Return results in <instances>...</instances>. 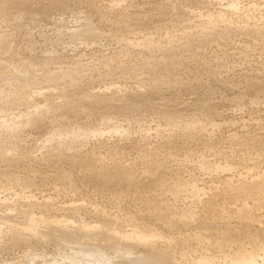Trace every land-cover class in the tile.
Masks as SVG:
<instances>
[{"label": "rangeland", "instance_id": "1", "mask_svg": "<svg viewBox=\"0 0 264 264\" xmlns=\"http://www.w3.org/2000/svg\"><path fill=\"white\" fill-rule=\"evenodd\" d=\"M251 5L264 12V0H0V125L12 126H0V264H146L123 251L121 235L129 246L135 234H249L264 248V35L153 42L194 33L207 16L242 26ZM84 19L96 37L76 33ZM63 72L76 82L52 79ZM164 76L178 85L153 89ZM67 130L74 141L61 140ZM113 163L137 183L111 182ZM32 218L44 231L34 238Z\"/></svg>", "mask_w": 264, "mask_h": 264}, {"label": "bare ground", "instance_id": "2", "mask_svg": "<svg viewBox=\"0 0 264 264\" xmlns=\"http://www.w3.org/2000/svg\"><path fill=\"white\" fill-rule=\"evenodd\" d=\"M48 3L50 5H54L57 4L59 2V0H47ZM92 4V3H91ZM90 4V5H91ZM104 5V4H103ZM111 5V4H110ZM116 5V4H115ZM107 6V5H106ZM118 6V4L116 5ZM92 7H95L94 5ZM100 7V6H99ZM96 6V8H99ZM111 7H114L111 5ZM227 7V6H226ZM238 7V6H237ZM235 5H229L228 6V12L231 14H235V15H239L238 12V8ZM102 8V7H101ZM108 8V7H107ZM117 9H119L120 7H116ZM116 8L114 7V9L116 10ZM103 9V8H102ZM105 9V8H104ZM110 9V8H109ZM244 9V8H243ZM97 10V9H96ZM100 11V9H99ZM107 11V10H106ZM98 12V11H97ZM112 12V11H111ZM127 12V11H126ZM224 12V11H223ZM263 11H261V9H259L256 6H249L248 8L245 9V15L247 16V18H245L246 20L241 24L242 26H234V24L232 25V22L227 19L224 15L219 14L215 17H211V16H207L206 19L203 22V27L194 32V33H190V32H182L180 34H176V35H167L164 37V39L162 41H153L152 39H148L147 43L152 41L156 44H152V46L154 45V47L158 48L157 50H166V49H171L174 48L176 46H184L189 47L191 46L194 42H203L205 40V38H208L210 36L213 35H222L225 34L226 36L229 34L230 31L236 30V31H247V32H252V33H256V34H263L264 35V12L261 13ZM242 13V12H240ZM254 13H258L259 17H258V23L255 22L253 23L254 25L251 27H248L250 25H247L246 23H248L247 21L249 20L248 18H251L250 16H252V14ZM100 14V13H99ZM103 15V14H102ZM126 15V14H125ZM231 15V16H233ZM244 15V13L242 14ZM230 16V17H231ZM256 16V15H255ZM108 17V15H107ZM243 17V16H242ZM254 17V16H253ZM233 19V18H232ZM253 19V18H252ZM256 19V18H255ZM257 20V19H256ZM252 21V20H251ZM237 23V22H236ZM115 24V23H114ZM240 24V23H239ZM113 25V24H112ZM200 25V24H199ZM238 25V24H237ZM76 33L78 34H88L90 36L96 37V35L94 34V30H93V26L91 24V22L88 19H84L82 27L80 29L76 30ZM75 35V32H72L71 37L74 36H78ZM95 35V36H94ZM224 35V36H225ZM245 35V34H244ZM98 36V35H97ZM217 37V36H216ZM91 38V37H90ZM146 38V37H145ZM151 38V37H150ZM182 41V44L180 43V41ZM127 42V41H126ZM146 42V41H145ZM138 44V43H136ZM135 44V45H136ZM246 44V43H244ZM129 45V43H128ZM159 45V46H158ZM134 46V45H133ZM150 46V47H152ZM128 47V46H127ZM149 47V48H150ZM139 48V47H138ZM244 51V53L248 54V52L251 50V47L249 45H242L241 47ZM152 49V48H151ZM156 50V49H155ZM154 58V57H153ZM141 63L143 64H147V60L146 59H139ZM139 62V61H138ZM150 62V61H149ZM156 63V62H155ZM164 63V62H163ZM142 64V65H143ZM149 64V63H148ZM149 66V65H148ZM211 66V65H210ZM215 66V64H214ZM213 66V67H214ZM215 69V68H213ZM218 70V69H217ZM219 72V71H218ZM13 75V74H12ZM73 74L70 73H55L52 76L53 80H56L58 77L62 76L64 79L66 78V83L69 84V86H71V84L73 83V81H75L74 79H76V77L73 79ZM59 79V78H58ZM63 79V80H64ZM76 82V81H75ZM167 83L170 86H176L179 83V80H174L172 82H170L168 80L167 77H162L160 78L159 81L156 82H152L151 87L157 88L160 84H164ZM159 84V85H158ZM75 85V84H74ZM67 87V86H66ZM160 87V86H159ZM158 87V88H159ZM70 89V88H69ZM152 89V90H153ZM28 100V99H27ZM38 108V106H37ZM69 109L73 110V111H77L78 110V105L75 103H70L69 104ZM37 110V109H36ZM35 110V111H36ZM34 112V111H33ZM51 113L50 110H48V114ZM40 114V113H39ZM43 114V113H41ZM42 116V115H41ZM41 118V117H40ZM39 118V119H40ZM3 123V122H2ZM8 124V123H7ZM1 124V129L3 128L4 130L6 129H11V127L9 126V124ZM182 127H180V130L184 133L186 132H190L189 130H191L190 126L192 127L193 125H190L188 123H182ZM190 125V126H189ZM197 125V124H196ZM178 129L179 127L176 126ZM193 128V127H192ZM195 128V127H194ZM193 128V129H194ZM201 128V127H200ZM199 128V129H200ZM192 129V130H193ZM5 130V131H6ZM179 130V131H180ZM191 130V131H192ZM196 130V128H195ZM194 131V130H193ZM192 131V132H193ZM200 133L202 131H197L196 133ZM2 133V132H1ZM0 133V135H1ZM195 133V131H194ZM191 134V132L189 133V135ZM188 135V134H187ZM199 135V134H198ZM75 137H77L75 132H70L69 130L66 131L65 136L62 137L63 141L67 140V141H74ZM66 142V141H65ZM86 157V156H85ZM84 157V159H85ZM12 158V157H11ZM93 158V157H92ZM98 158V157H97ZM105 158V157H104ZM87 159V158H86ZM95 159V158H94ZM101 159V158H100ZM91 160V159H90ZM77 162V161H76ZM74 162V163H76ZM82 162V161H81ZM91 162V161H90ZM113 162V161H112ZM80 163V162H79ZM78 163V164H79ZM84 163L83 165H85V161L82 162ZM80 163V167L81 164ZM100 164V163H99ZM82 165V167H83ZM102 165V164H101ZM204 165H200L201 168H205L203 167ZM85 167V166H84ZM92 167V166H91ZM95 167V166H94ZM124 167V166H123ZM123 167H121V164L119 163H113V165L111 166V170L115 171V174L111 173L112 175H109L110 178L113 177V181L110 180L111 182H116V183H124L125 185H127L128 187L133 186L137 183V178L136 176L128 173L129 169L127 170L128 172L126 173V171L123 173H126V175L124 176V178L122 179L121 182V175L119 174L121 173V169L123 170ZM89 168V167H88ZM87 168V169H88ZM103 168V166H102ZM126 168V166H125ZM129 168V167H128ZM94 170V169H92ZM103 170V169H101ZM131 170V169H130ZM100 171V170H99ZM104 171L107 172V170L105 169ZM132 171V170H131ZM130 171V172H131ZM88 172V171H87ZM93 172V171H92ZM106 172H103L102 178L104 177V174ZM117 172V174H116ZM91 172H89L90 174ZM95 173V172H94ZM93 174V173H92ZM97 174V173H96ZM95 174V176H96ZM91 175V174H90ZM100 175V176H101ZM106 175V174H105ZM108 176V175H107ZM112 176V177H111ZM93 177V175L91 176ZM246 177V176H245ZM94 178V177H93ZM101 178V179H102ZM107 178V177H106ZM109 178V177H108ZM109 178V179H110ZM249 178V177H248ZM96 179V178H94ZM98 179V177H97ZM96 179V180H97ZM99 180V179H98ZM106 180V179H105ZM108 180V179H107ZM106 180V183H107ZM244 180V179H243ZM253 180V179H252ZM100 183H102V181H104V179L99 180ZM110 181H108L110 183ZM249 182V181H248ZM254 182V181H253ZM257 182V181H256ZM108 184V183H107ZM228 185H230V183H227ZM106 185V184H104ZM181 185L184 186V184H180V186H175L174 191L172 192L173 195H178L182 189ZM186 188V187H185ZM171 189V190H173ZM175 189L177 190L175 193ZM190 191L195 195V198L198 200V196H199V190L196 186H192L189 188ZM186 190V189H185ZM187 191V190H186ZM189 191V192H190ZM171 192V191H170ZM178 192V193H177ZM190 192V193H191ZM175 193V194H174ZM262 194V195H261ZM259 199L262 200V202L264 203V193L260 192L259 193ZM196 201V200H195ZM18 202V201H17ZM240 206H241V215H244L245 212H249L248 208L244 207V201H240ZM32 205V204H31ZM153 205V204H152ZM156 206V203H155ZM154 207V206H153ZM157 207V206H156ZM159 207V206H158ZM155 208V207H154ZM169 208V207H167ZM170 209V208H169ZM248 209V210H247ZM168 211V210H167ZM169 212V211H168ZM161 217H165L161 216ZM241 217V216H240ZM40 218V217H39ZM39 218H32L31 220H29V223L27 225V233L26 234H30L31 236H33L32 238L37 237L38 235H42L44 231L40 230V226L41 224V219ZM243 218H247V217H242ZM241 219V218H240ZM43 220V219H42ZM181 221V220H180ZM183 221H189L186 222V224H190L191 221L188 220L186 218V216H183ZM182 222V221H181ZM43 223V222H42ZM44 223H46L44 221ZM7 225V224H5ZM47 225V224H46ZM49 225V223H48ZM44 226V224H43ZM64 226V225H62ZM2 228V225L0 224V231ZM62 228V227H60ZM59 228V229H60ZM8 229H10L11 231V235L15 234L16 236L19 234H23V232H21V228H16V227H11L8 226ZM23 229V228H22ZM50 232H54L57 231V229L52 230L51 226H50ZM21 230V231H20ZM62 234H72V230L67 227L64 226L63 230H61ZM92 231V230H91ZM26 232V231H25ZM51 232V233H52ZM91 233V232H90ZM180 233V232H179ZM54 234V233H53ZM56 234V233H55ZM108 234V233H107ZM30 236V237H31ZM135 241L132 244H128L129 246H127L124 235H121V245L123 246V251L125 252H131V251H135L137 253H140L143 257H144V261L146 264H264V248H261V246H259L253 239L252 235L249 234H244L242 236L240 235H230V234H216L213 236H203V235H197V234H177L175 237H172L171 241L169 239V243H165L167 240L166 238L163 240V236H157V235H143V234H135ZM109 238V237H108ZM39 239V238H38ZM112 240H118L119 237L118 236H112L111 237ZM162 239V240H161ZM249 241L251 244L249 245L250 247H248L245 243ZM182 242V243H181ZM180 245V246H179ZM177 254H180V257L177 258ZM132 259V258H131ZM136 259V258H135ZM106 261V260H105ZM134 261V260H133Z\"/></svg>", "mask_w": 264, "mask_h": 264}]
</instances>
